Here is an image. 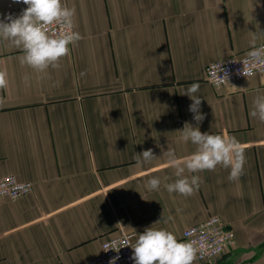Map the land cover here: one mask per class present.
I'll return each instance as SVG.
<instances>
[{
	"label": "crops",
	"instance_id": "0c3cea01",
	"mask_svg": "<svg viewBox=\"0 0 264 264\" xmlns=\"http://www.w3.org/2000/svg\"><path fill=\"white\" fill-rule=\"evenodd\" d=\"M64 3L82 39L58 68L22 66V51L0 40V176L33 183L27 195L0 198V264H83L105 240L151 226L187 242L184 230L212 215L236 238L213 264H264V122L250 116L264 75L206 79L209 63L264 42V0ZM26 7L0 0V18ZM193 83L200 131L235 137L246 163L236 181L222 166L197 173L199 189L184 197L164 187L176 179L164 152L195 151L179 132L197 126L183 95ZM147 149L157 159L138 165ZM152 177L158 191L146 187Z\"/></svg>",
	"mask_w": 264,
	"mask_h": 264
},
{
	"label": "clouds",
	"instance_id": "9594fccd",
	"mask_svg": "<svg viewBox=\"0 0 264 264\" xmlns=\"http://www.w3.org/2000/svg\"><path fill=\"white\" fill-rule=\"evenodd\" d=\"M16 4H24L19 15L11 13L0 18V40L22 51L20 64L37 73H45L49 68H58L60 61L70 54V45H76L81 34L75 30V8L68 7L64 0H12ZM243 75L248 78L257 71H264V45L256 46L252 42L247 58L242 61ZM219 65V72H221ZM28 79L27 76L24 78ZM222 82L227 81L218 76ZM8 85L7 72L0 70V89ZM234 87V86H233ZM199 83L191 84L183 95H187L192 103L189 111L194 114L197 126L185 123L181 133L183 142L195 145V151L178 157L174 149L168 148L166 167L173 168L175 181L166 183L164 187L171 193L184 197L192 196L201 183L197 173L214 171L218 166L229 169L228 179L238 180L244 173L246 157L243 148L235 137L226 134L201 132L198 126L204 119L200 113L201 98L196 95ZM250 116L264 122V95H257L253 101ZM157 159L152 149L144 150L137 155V164L149 163ZM192 175H185V173ZM167 179V178H166ZM161 185L159 177H152L146 187L158 191ZM134 239V242H133ZM123 247L133 250L134 264H194L197 248L191 242L180 241L176 235L166 228L148 227L141 234L125 237L123 240L106 244L104 251L114 250L119 253ZM119 257H114L109 264H116Z\"/></svg>",
	"mask_w": 264,
	"mask_h": 264
},
{
	"label": "built area",
	"instance_id": "2783aa9c",
	"mask_svg": "<svg viewBox=\"0 0 264 264\" xmlns=\"http://www.w3.org/2000/svg\"><path fill=\"white\" fill-rule=\"evenodd\" d=\"M261 45H264V42L256 46ZM246 58L247 54L241 57L230 56L209 63L206 67L207 81L214 86H222L234 84L235 82L245 79L242 61ZM219 65H221V72H219ZM257 74L264 75V71H257L254 75ZM225 75L227 81L225 80L222 82L218 79V76L224 78ZM32 190L33 183L30 181H20L17 176L13 174L0 176V198L15 200L31 193ZM135 236L136 232L125 231L118 236L105 240L102 244L100 253L83 264H109V261L117 256L119 259L116 260V264H134L132 259L133 250L130 247L121 248L119 253L114 250L105 252L104 249L106 244L112 243L113 241L123 240L125 237L134 238ZM183 238L187 240V242L193 243L197 248V259L200 264H213L219 256L236 242L233 230H231L218 215H212L198 224L187 227L183 232Z\"/></svg>",
	"mask_w": 264,
	"mask_h": 264
}]
</instances>
